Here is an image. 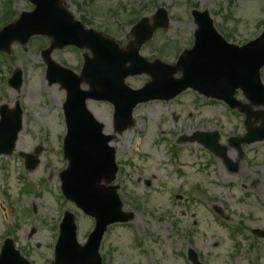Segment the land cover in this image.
Masks as SVG:
<instances>
[{
    "label": "rangeland",
    "instance_id": "1",
    "mask_svg": "<svg viewBox=\"0 0 264 264\" xmlns=\"http://www.w3.org/2000/svg\"><path fill=\"white\" fill-rule=\"evenodd\" d=\"M61 2L86 28L103 33L121 49L133 39V19L147 18L148 26H152L155 11L165 9L167 28L155 30L140 47L139 55L147 62L159 60L168 65L193 44L192 9L208 11L217 31L229 35V39L223 37L238 46L264 29V0ZM32 9L27 0H9L8 4L0 0V30L21 12ZM49 42L45 37H32L24 46L12 43L10 55L0 56V105L12 110L17 102L23 111L22 130L13 154L0 156V243L2 238L12 237L30 264H51L44 263L43 256L51 255L49 244L56 232L50 229L63 210L74 214L80 244L85 243L93 227L92 219L55 195L60 194L58 170L66 165L61 158L66 132L61 110L65 92L45 80L46 68L39 51ZM83 52L65 47L52 51L51 60L79 74ZM14 69L22 73L19 90L7 84ZM260 75L264 84V67ZM149 81L142 74L127 77L124 84L138 90ZM45 88L53 93L48 95ZM235 98L247 104L239 91ZM87 107L104 125V134L113 137L110 146L116 152L119 169L113 184L119 185L122 211L134 214L132 222L108 228L100 247L102 264H190V248L201 264H264V239L251 234V230H264V141L242 146V157L228 144L230 138L245 134L243 115L187 90L167 103L138 105L133 110V127L117 134L113 132L110 105L89 101ZM251 109L264 111V107ZM250 121L252 130L261 125L254 117ZM214 132L226 148L231 167L237 166L236 172H229L223 159L197 143H177L181 137ZM37 147L42 150L39 165L32 172L22 173V159L17 154L32 153ZM146 181H150L149 187H145ZM31 206L36 207V214L29 217L26 211ZM31 227L36 231L29 238ZM37 242L38 250L34 246Z\"/></svg>",
    "mask_w": 264,
    "mask_h": 264
},
{
    "label": "water",
    "instance_id": "2",
    "mask_svg": "<svg viewBox=\"0 0 264 264\" xmlns=\"http://www.w3.org/2000/svg\"><path fill=\"white\" fill-rule=\"evenodd\" d=\"M29 1L35 5V10L30 14H23L19 22L30 21L31 24L28 33L17 40L25 44L30 36L42 33L51 37L53 43L44 52V60L49 69L52 68L55 72L51 73L48 70L47 77L51 81L61 82L66 89L64 113L68 134L64 151L69 158V167L62 176L63 189L73 198L72 200L75 199L74 201L86 214H92L96 218L94 232L89 237L87 245L81 247L74 244L73 219L68 215L60 241L62 246L59 247L54 264H57L61 251L67 253V258L65 261L60 260V263L100 264L97 249L107 225L132 219L131 214L120 213L121 203L114 194V189L108 192L105 186L100 185L102 179L106 182L113 179L111 174L104 177L112 172L111 170L108 172L100 165L104 152L108 150L105 144L111 138L100 136L103 126L88 113L87 100L111 102L115 108L114 124L116 130L121 133L132 125L131 112L137 104L153 100H170L187 88H192L205 96L224 100L230 107L237 108L245 115L244 124L247 134L243 138H237L236 143L230 140L231 145L239 148L241 143L250 144L264 140V113H251L249 106H242L233 99V94L239 88L250 102L256 105L264 103V88L259 79V70L264 65V33L248 46L242 48L230 46L213 29L208 12L194 11L192 14L197 25L195 45L190 52L183 54H188L186 61L185 56H182L183 59L181 57L173 67L156 62L159 68L154 69V66L150 65L147 69H143L141 58L138 56L139 47L151 38L155 28L166 27L164 16L160 24H155L149 30H144L147 20H142L134 27L135 40L130 44L128 52H121L120 58L110 48H104L107 53L102 48L92 45L93 33L84 31L81 25L59 5V0ZM137 30H142L141 35L137 36ZM21 31L24 29L22 28ZM96 37L98 41L115 49L111 41ZM8 45L9 42L0 44V50L8 52ZM66 45L90 47L94 58L86 60L80 77L64 80L65 72L50 61L49 55L54 48L61 49ZM127 62H130L128 68L125 66ZM179 70L184 75L181 79L173 80V74ZM141 71L147 72L152 82L138 91L127 88L123 83L124 79L127 76L141 74ZM59 72L63 74L60 76ZM83 82L89 86V91L80 90V84ZM10 83L16 88L20 86L19 71L14 73ZM256 88L262 93L259 91L258 99L253 101L251 93ZM251 115L262 120L259 130L251 129L249 123ZM20 130L19 110L9 113L3 108L0 121V154H9L13 150ZM205 136L195 135L188 141L196 139L199 143H203L207 149L214 151L225 160L230 172H235L236 166L233 169L225 159V149L216 144L217 134L213 141L209 142ZM110 152V157L106 158V161L113 166V151ZM102 192H105L107 197H101ZM255 234L264 238V232H255ZM190 259L197 264L194 257L190 256Z\"/></svg>",
    "mask_w": 264,
    "mask_h": 264
},
{
    "label": "bare ground",
    "instance_id": "3",
    "mask_svg": "<svg viewBox=\"0 0 264 264\" xmlns=\"http://www.w3.org/2000/svg\"><path fill=\"white\" fill-rule=\"evenodd\" d=\"M45 91H47L48 93H51L52 92V89H46L45 88ZM53 93V92H52Z\"/></svg>",
    "mask_w": 264,
    "mask_h": 264
}]
</instances>
